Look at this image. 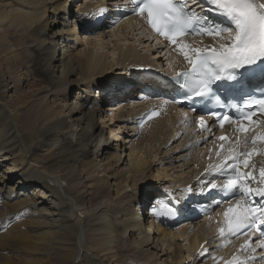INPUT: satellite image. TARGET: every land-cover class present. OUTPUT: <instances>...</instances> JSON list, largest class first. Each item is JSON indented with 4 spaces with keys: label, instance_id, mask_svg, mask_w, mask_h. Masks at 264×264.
Masks as SVG:
<instances>
[{
    "label": "bare ground",
    "instance_id": "1",
    "mask_svg": "<svg viewBox=\"0 0 264 264\" xmlns=\"http://www.w3.org/2000/svg\"><path fill=\"white\" fill-rule=\"evenodd\" d=\"M102 2L105 1L86 0L83 6L79 5L75 12L77 16L74 27L75 23L83 26L86 23L85 14L80 11L86 14L97 12L100 18L105 15L107 17L105 21L109 22V25L118 18L112 13H101L98 4L102 5ZM78 3L75 0H0V68L2 65H11V68L17 69L18 74L16 80L15 72L5 69L2 72L5 79L0 81V264H124L121 260L125 255L124 251L139 252L138 256L134 257V261L141 255H145V260H150L158 253L156 248L160 247V251L165 244L172 257L174 256L173 264H185L181 259L184 250L180 239L188 244V250L185 252L189 261L186 264H196L200 257L211 253L208 251L209 248L214 247L208 246L211 244L210 241L208 243L206 240V244L202 243L205 237L200 236L201 227L206 219H197L198 223L194 222L195 219H190L188 223L183 221L173 232L163 229L160 224L153 226L151 218L145 216L142 219L138 211L152 196L150 193L152 188L150 189L149 185L145 190L137 191L136 196L126 193L119 195L126 186L118 185L114 192L116 197L111 199L110 203L96 207L97 201L103 197L99 195V189L94 187V180L89 176L96 171L98 174L102 173L101 178L111 181L110 178L114 175L107 168L110 161L108 157L111 155L109 151L115 148V153L119 151L118 154L121 153L120 149L122 151L125 147L124 142L120 143L121 146L119 143L113 145L111 138L105 135L108 131L104 132L106 127L103 125L104 122L97 124L98 120L104 121L108 111L99 107L101 100L94 98L91 87L95 85L104 88V84L110 87V84L118 81L116 85L125 87V93H129L127 91H130V85L135 81H130L124 73L127 67L141 63L151 69L161 61L162 51L165 52L163 56L170 55L167 65L171 62V66L183 68L188 63L180 53L179 47L169 41L159 44L154 42L156 50L144 49L142 45L144 40L141 36L134 35L136 29L140 30L139 33L148 38L149 42L153 40L149 39L142 25L137 28L139 22L133 17L124 19L113 28L111 38H114L117 44H112V47H116L110 49L111 51L109 48L107 50V54L112 56H114L113 50H118V61L117 58L113 61L115 64L123 65V69L126 70L111 71L114 67L113 61H107L105 52L98 53L100 49L97 48L98 43H96L100 41L98 37L96 44H92L90 53H86L83 49L73 54L71 31L74 27L66 17L72 11L73 5ZM28 7L31 12L25 9ZM49 10L46 17V12ZM81 16L83 18H80ZM89 19L93 21L87 26V30L91 32L85 33L93 35L100 19H95L93 16ZM34 23L37 24L33 25ZM97 34L103 36L100 32ZM130 36L135 39L132 40L134 46L124 49L122 44H125L126 40L131 41ZM75 40L77 41L76 37ZM110 41L113 42L110 39L106 42L110 45ZM182 41L192 46L203 47L213 43L214 40L206 36L203 38L186 36ZM135 45L142 46L141 54L136 53L138 51L133 48ZM153 51L159 54H156L157 61L152 56ZM50 52L53 58L49 55ZM27 69H30L33 79L37 80L40 90L28 92L22 89L27 80L23 72ZM133 73L136 74L133 79L140 80L141 88L147 85L146 81H142L144 76L141 73L134 70L131 74ZM102 82L104 84H101ZM148 83L151 84L152 81ZM153 85L155 88V82ZM156 86L158 87V83ZM38 96L39 102H33L35 113L27 116L28 121L19 119L21 118L19 111L26 108L25 101L28 98L32 101L36 100ZM46 96L49 98L45 99L43 110L41 107ZM135 96L124 97L130 100ZM118 98L120 102L125 101L121 97ZM17 100L20 101L16 102ZM152 102L162 109L163 116L152 119L143 126L132 150H136L139 142H145L146 137H148L146 140L153 142L160 135L161 138L165 137L164 141H170L172 136L176 137L179 134L170 128L165 135L163 128L166 122L169 126L174 125L175 120L183 117L184 112L163 101L151 100L150 103ZM130 103L134 104H131V107L119 106L116 109L112 106V110H115L113 115L119 117L121 122L132 124V120L128 119L132 117L126 115L128 118L123 116L122 119L121 115L125 111L136 115L145 110L149 104L147 101ZM111 118L115 117L111 115ZM187 121L189 118L185 119V122ZM32 122L35 123V129L29 131V124ZM183 129L187 130L186 127ZM108 130L110 135L113 130L110 128ZM92 151L96 157L94 155L90 157ZM131 154H128L130 169L125 172L130 171L132 175L129 179L127 177L125 182L130 181L132 186H135L139 181L135 176L136 172L143 173L151 163L142 159L144 157L136 158L140 154L139 150L134 155ZM113 156L117 158L116 161L120 160V155ZM146 162L147 166L144 167ZM83 171L86 174L82 176L86 175V177L82 179ZM189 172L191 173V170ZM75 177L78 184L70 186ZM85 179L87 180L84 181ZM143 179L140 182L144 181ZM146 179L150 181L153 177ZM12 180L15 182L9 184ZM183 180L184 177L177 182ZM109 187L105 185L106 190ZM88 196L89 198L86 199ZM162 197L164 196L160 198ZM74 200L81 205L89 203L87 207H96L95 212L85 218L86 225L90 228L95 227L94 231H96L87 237L85 247L84 239L81 240L80 227L72 222V215L68 213V208L73 206ZM133 206L137 208L134 209ZM188 226L194 227L195 231L189 234ZM209 236L213 235H208L206 239ZM128 240L131 243L126 245L124 242ZM172 243H176V246L171 247ZM148 249L151 251L149 252ZM213 261L220 263L222 259L215 256ZM129 264L135 263L129 262Z\"/></svg>",
    "mask_w": 264,
    "mask_h": 264
},
{
    "label": "snow or ice",
    "instance_id": "2",
    "mask_svg": "<svg viewBox=\"0 0 264 264\" xmlns=\"http://www.w3.org/2000/svg\"><path fill=\"white\" fill-rule=\"evenodd\" d=\"M133 11L137 15L146 14L148 25L158 35L164 36L170 43L179 47L189 68L183 72H177L176 78L180 86L186 90L185 99L192 101L196 97H207L212 92V85L217 81H236L238 75L236 70L244 69L246 73L260 72L264 75V2L261 0H206L209 10H214L220 16L226 18L229 27L215 25L211 28H204L208 23L207 17L194 9H189L180 0H131ZM104 9H101L102 13ZM196 25L201 26L200 34H207L226 39L227 43L219 47H195L184 43L181 38L186 37L189 29ZM226 33V36H225ZM255 66V67H248ZM239 86V82L237 84ZM247 111L241 112V120H248L254 123L256 115L252 110L251 100L246 102ZM255 108L264 112V99L255 104ZM219 126L223 127L225 122L232 123L230 116H217ZM201 130L207 128V122L203 117L197 120ZM249 129L242 122H239L238 132H247ZM225 140V137H220ZM253 143L257 140L264 142V135L254 136ZM223 147V145H221ZM257 150L244 154L229 151L224 162L215 166H209V174L219 173L226 175L227 179L222 185L209 181L204 187L209 190L219 189L233 196L239 195L234 205H230L223 212L224 227L218 229L220 236L225 233L230 235L245 234L255 228H260L262 239L258 242L257 248L264 249V166L259 168V178L253 171H242L243 168L256 166L249 164L251 157ZM219 155V152L217 153ZM243 155L245 158L240 159ZM256 182L257 187L249 185ZM192 189L189 188L188 191ZM259 197V200L253 198ZM219 206L222 201H217ZM167 215L175 216L177 210L161 205ZM159 214V213H157ZM249 239L241 245L245 251L249 250ZM256 248H251L256 252ZM256 256L249 257L255 261ZM264 260V256L258 257ZM226 264H248V261H240L237 257L227 261Z\"/></svg>",
    "mask_w": 264,
    "mask_h": 264
},
{
    "label": "rangeland",
    "instance_id": "3",
    "mask_svg": "<svg viewBox=\"0 0 264 264\" xmlns=\"http://www.w3.org/2000/svg\"><path fill=\"white\" fill-rule=\"evenodd\" d=\"M86 1V0H85ZM84 0H78V4H74L73 6V8H72V11L67 15V17H66V20L68 21V22H71V26H73L74 27V22L76 21V16H75V12L78 10V6L80 5V6H83V2H85ZM81 2V3H80ZM110 2H113V1H110ZM28 12H31L32 10L31 9H29V7L28 8H25ZM50 12V10L48 11V12H46V17H47V14ZM80 12H82L83 14H86L85 12H83V11H80ZM43 17H45V15L43 16ZM115 17V16H114ZM80 18H83V16H81ZM86 21V25L88 26H90V24H92L93 23V21H92V19L90 20L89 18H87V17H85L84 18ZM87 19H89V21L87 20ZM116 19H119V18H116ZM37 23H34L33 25H36ZM83 27V25L82 24H78V23H75V27H74V29L71 31V34H73V38H72V44H71V47H72V49H71V51H72V53L73 54H76V53H79V51H81V50H83V49H85L86 50V53H90V51H91V48H92V44L93 43H95L96 41H97V37L100 39V41H97L96 43H98V47L97 48H100L99 50H98V53L99 52H105V58L107 59V61H113V59H115V58H117V61H118V56H119V54H118V50L117 51H115V50H113V53H114V56H112V55H110V54H107V50H108V48H109V50L110 49H113V48H115V47H112V44H117V42L115 41V39L113 40L110 36H108L107 34L105 35L106 37H103V36H99V34H93V35H87V33H85V32H87V29H85V28H82ZM8 30H9V28H8ZM86 34V35H85ZM75 37H76V39H77V41L75 40ZM101 37V38H100ZM103 37V38H102ZM130 38H131V36H130ZM105 39V40H104ZM112 40L113 42H111L110 43V45L107 43L108 42V40ZM132 40L133 39H131V41H129L128 42V40H126V43L125 44H122V46H123V48L124 49H128V46L129 47H132V46H134L133 45V42H132ZM107 41V42H106ZM85 42H90L91 44H86ZM95 43V44H96ZM100 44H101V47H100ZM103 47V48H102ZM105 47V48H104ZM111 47V48H110ZM134 48V50H136V51H138V52H136V53H140V50L137 48V46L135 45V47H133ZM111 51V50H110ZM115 51V52H114ZM154 52V51H153ZM94 54H95V52H93ZM165 52L164 51H162V53H161V60H165L166 58H167V55L166 56H163V54H164ZM141 54V53H140ZM156 54L157 55H159L158 53H156V52H154V54H152V56H154L155 57V60L157 61L158 60V58H156ZM50 56H52L51 55V52H50V54H49ZM117 55V56H116ZM149 55H150V53H149ZM49 56V57H50ZM103 56V55H102ZM109 56V57H108ZM158 57V56H157ZM52 58H53V56H52ZM112 59V60H111ZM160 60V59H159ZM158 63V62H157ZM112 64L114 65V67H113V70H111V71H113V72H115V71H123V70H126V68L125 69H123V65H120V64H118V63H116L115 64V62L113 61L112 62ZM118 64V65H117ZM124 66H127V65H124ZM120 67H122V69L120 68ZM114 68H117V69H114ZM128 68V67H127ZM158 68H163V66H160V61H159V64H157V66H154L152 69L153 70H157ZM5 69H7L8 71H11V70H13L14 72H15V74H16V80H17V78H18V74H17V69H15V68H11V65H2L1 66V68H0V81H2V80H4L5 79V77H3V75H2V72L5 70ZM127 72V73H126ZM131 72L132 71H128V70H126L124 73L125 74H127V77L128 78H130V81H135L134 83H131V92H134L135 93V95H137V94H139V93H141V91L143 90V88L144 87H146V86H144L143 88H141L142 86H140V82L139 83H137V80L138 79H133V77H136V74H131ZM118 73H120V72H118ZM23 74H24V76H25V78L27 79L25 82H24V84H23V86H22V89H25V90H27L28 92H31L30 90H33V91H36V90H40L39 89V86L37 85L38 84V82H37V80H34L33 79V74H31V71H30V69H27V70H24V72H23ZM12 78V77H11ZM2 79V80H1ZM117 82L118 81H116L115 82V85L117 84ZM114 83V82H113ZM101 84H104V82H102ZM154 84V83H153ZM151 87H153V86H151ZM150 87V88H151ZM157 86H156V83H155V88H156ZM97 86H92L91 87V90H92V92H93V94L92 95H95L94 93H96L98 90H97ZM104 88L105 89H108V88H110V87H107V84H104ZM129 88V87H128ZM139 88H140V90H139ZM135 89V90H134ZM122 89H119V90H116V91H113V93H114V95L116 96V95H119L120 94V92H122V91H125L126 89H124V90H122ZM127 92H130V91H127ZM139 92V93H138ZM12 92H10V94H11ZM13 94V93H12ZM42 96H44L45 94H41ZM36 98V97H35ZM38 98H40L39 96L37 97V99ZM46 98H49V96H46L45 98H44V103L42 104V109L44 110V104H45V99ZM113 99H115V97H112ZM31 100V98H28L26 101H25V103H26V108H24V109H22V110H20L18 113L20 114V117L21 118H19V119H23V120H26V121H28V119H27V116L28 115H31V114H34L35 113V109H34V101H35V103L36 102H39V99L38 100ZM50 99H52V97H50ZM95 99H96V97H95ZM98 100V99H97ZM20 100H17L16 102H19ZM104 101H106V100H104ZM118 103L120 102L119 100L117 101ZM57 103L58 104H61V102L60 101H57ZM118 103H116V104H118ZM108 105H107V103H101V107H102V110H107V111H109V110H112L113 108H108L107 107ZM119 106H122V103L121 104H119ZM108 108V109H107ZM114 109H116V107H114ZM114 111L115 110H113V111H109V113L107 112L106 113V116L104 117V121H102V119L101 120H98V122H97V124L99 125V124H101V122H104V126H106L105 127V129H104V132L106 133V131H108L109 132V130H108V128H110L111 130H113L112 131V133L109 135V133L107 132L105 135L106 136H108L109 138H111V142L113 143V145H117V143H119V145H120V143L121 144H123V142H124V146L126 147H124V149L122 148V151H121V149H120V152L121 153H118L117 154V152H119V151H117L116 153H115V148L114 149H110V154L111 155H109V163L107 164V168H108V171L109 172H113V175H114V177L113 178H110V180L111 181H107V180H105L104 178H101L100 176H102V173H100V174H98L96 171H94V173H92V174H90L89 176L90 177H92L93 178V183H94V187L95 188H97V189H99V195L100 196H102L103 198L101 199V200H98L97 202H98V205L96 206V207H100L102 204H106V203H110L111 201V199H114L116 196L114 195V192H115V189H117V186L118 185H120V186H122V185H125L126 187H125V190H122V191H120L119 192V195H123L124 193H126V194H131V195H134V196H136L137 195V191H139V190H145L146 189V187L149 185L150 186V193L152 194V196L150 197V198H148V199H154V195H158L156 192V190H157V183H158V180H165V181H168L169 179H171V178H174L175 177V175H177V177L176 178H174L173 180H174V185H175V188L177 189V190H184V187L182 186L183 184L181 183L182 181H180V182H177V180L178 179H180V178H182V177H184L185 178V180L189 177L188 175H189V171H190V169H188L187 168V170L185 171V169H181L182 168V166H184L185 164H181L180 165V167H179V170H180V173L178 174V172H177V170H176V168L175 167H173L172 166V164H171V162H172V159H171V157H170V154H171V150L169 149V150H167V151H162L161 152V148H162V145H159L160 143H161V140H164V138L165 137H163V138H161L160 137V135H158L157 136V138L156 139H154L153 140V142H151V141H148V140H146L148 137H146V139H145V142H143V143H141V142H139V144L137 145V148H136V150H132L131 148H132V146H133V149H134V143H135V141H136V139H139V137H137V138H133V139H131V137H129V136H131V133L128 131V130H131V129H127V128H130V127H132L133 125H134V123H127V122H121L120 120H119V117H116L115 115H113L114 114ZM117 112V111H116ZM124 112V111H123ZM126 113V114H125ZM108 114V115H107ZM125 114V115H124ZM132 113L130 112L129 114L127 113V111H125L124 113H123V115H121V117H122V119H124V118H128V117H133V115H131ZM111 115H112V117H115V118H111ZM126 115H128V117L126 116ZM130 115V116H129ZM123 116H124V118H123ZM33 117H34V115H33ZM181 118V117H180ZM106 119V120H105ZM178 119L179 118H177L176 120H175V122L176 121H178ZM181 121V123L180 124H182V127H186L187 128V131L188 130H190L191 128H193V124H192V122H189V121H187V122H185V118H183V119H180L179 120V122ZM183 121V122H182ZM172 126H175V123H174V125H172ZM35 129V123L34 122H32V123H30L29 124V128H28V130L29 131H33ZM133 129V128H132ZM164 130H163V132L165 133V135H166V131H167V129L166 128H163ZM172 129H174L175 131H176V129H175V127H172ZM133 133V132H132ZM141 133V132H140ZM167 133H168V131H167ZM115 137V138H114ZM116 137H117V139H116ZM160 137V138H159ZM169 141H165V143H168ZM148 144V145H146V144ZM153 143V144H152ZM164 143V144H165ZM145 145V146H144ZM150 145V146H149ZM158 145V146H157ZM121 146V145H120ZM148 146V147H147ZM154 147V148H153ZM147 148V149H146ZM150 148V149H149ZM157 148H159V149H157ZM144 150V151H142L141 152V150ZM92 150H93V148H92ZM139 150V155L136 157V158H139L140 159V156L141 157H144V158H142V159H144L145 161H149L150 163H151V165L150 166H148V168L143 172V173H141V172H136V177H137V179H139V181L136 183V185L135 186H132V182H130V181H127V182H125L126 180H127V177H128V179H129V177L132 175V172H130V171H128L127 173L125 172L127 169L129 170L130 169V167H129V160H128V154L130 153H132L131 155H134L135 154V152H137ZM147 150V151H146ZM129 151H131V152H129ZM150 151V152H149ZM144 152V153H143ZM147 152H148V154H147ZM100 153H101V150H100V152H99V154H98V156L96 157V154L94 155L93 154V151H92V154H90V157L92 156L93 157V155H94V157H96L97 159H98V157L100 156ZM146 153V154H145ZM158 153H160V154H158ZM114 154H116V155H120V160L119 161H116V159L117 158H115L113 155ZM144 154V156H142V155ZM159 155H161V157H165L163 160H162V162L163 163H161V164H158V162H159V160L157 159V157L156 156H159ZM153 158H154V160H153ZM178 159L176 160V161H179V157H177ZM175 159V158H174ZM158 160V161H157ZM147 162H146V164H145V166L144 167H146L147 166ZM180 162V161H179ZM165 163V164H164ZM164 164V165H163ZM84 169V168H83ZM189 172V173H188ZM82 174H86V172L85 171H83L82 173H81V176H82ZM187 176V177H186ZM83 177H86V175H83L82 176V179H83ZM147 177H153V179L152 180H150V181H148L149 179H146ZM142 178H144L143 180L144 181H142V182H140V180L142 179ZM88 179V178H87ZM87 179H85L84 181H86ZM78 180H80V179H78ZM159 181V182H164V181ZM67 181V180H66ZM12 182H15V180H12ZM12 182H10L9 184H12ZM173 182V181H172ZM67 183H68V181H67ZM82 183H83V181H82ZM166 183V182H165ZM8 184V185H9ZM74 184L75 185H77L78 184V182H77V179H76V177H75V179L73 180V182L70 184V186H74ZM105 185H108V186H110L109 188H108V190H106L105 189ZM90 191H92V190H90ZM135 192H136V194H135ZM93 194V193H92ZM164 194H166V195H168L167 194V192H165ZM94 195V194H93ZM118 195V196H119ZM110 196H112V198L110 197ZM157 197V196H156ZM159 197V196H158ZM161 197V196H160ZM89 198V196L86 198V199H88ZM117 198H119V197H117ZM117 202H119V199H117ZM146 202H144V204H145ZM76 204V205H75ZM144 204H143V207H142V211H144V209H147V207L148 206H144ZM78 205H80V206H78ZM88 205H90L89 203H86V205H81V204H79V203H76V201L74 200V202H73V206H71V208L73 209V210H71V208H70V206H69V208H68V213L69 214H71L72 215V222L73 223H75V224H78L79 225V227H80V232H81V235H82V239L81 240H83L84 241V247H85V245L87 244V241H88V238L87 237H89L90 236V234L92 233V235L96 232V231H94V228L95 227H91L90 228V226H87L86 225V221H85V218L86 217H88V216H90V215H92V213H94L95 212V208L96 207H87ZM76 206V207H75ZM133 208L135 209V208H137V206L136 207H134L133 206ZM70 210L72 211V213L70 212ZM139 211V210H138ZM74 212V213H73ZM143 215H145V214H143ZM141 216V218L143 219V217H145V216ZM195 220H194V222H196V223H198L199 221H196L197 219L198 220H200V217L197 215L195 218H194ZM212 221V219H208L207 221H205V224L201 227V234H200V236H202V237H205V240H203L202 241V243H204V242H206V238H207V236L208 235H210V234H212L213 236H218V234H216V232H215V228H213V223L211 222ZM183 222V221H182ZM194 226H196L195 224H194ZM210 227H212V228H210ZM89 228V229H88ZM93 229V230H92ZM188 229H189V234H191V233H193L194 231H195V228L194 227H190V226H188ZM212 229V230H211ZM89 230H91L90 232H89ZM175 230H176V228H175ZM94 232V233H93ZM83 233V234H82ZM111 234H112V231H111ZM161 237V236H160ZM126 245H129V243H131L129 240H128V242H124ZM182 245H181V247L183 248V250H184V252L182 253V257H181V259H182V262H184L185 261V264L189 261V259H187L186 257H187V253L185 252V250H188V244H187V242H180ZM173 246H176V243H172V246L171 247H173ZM160 248V247H159ZM159 248L157 247L156 248V250H158V253L156 254V256L155 257H151V259L150 260H145V258H144V256L145 255H141L137 260H135L134 261V257L135 256H138V253H132V252H129V251H124V254L125 255H123L122 257H121V260H122V263H124V264H129V262L130 263H135V264H173L174 263V256L172 257V255H171V253H170V251H168L167 250V248H166V244L165 245H163V247H162V249L159 251ZM165 248V249H164ZM206 248H208V247H206ZM147 249V248H146ZM164 249V250H163ZM148 251L150 252L151 250H149L148 249ZM208 251L209 252H211V253H209L208 255L206 254L204 257L202 256V257H200V259L202 258V260L201 261H199V263L197 262L196 264H219L218 262H216V261H213V258L215 257V254H214V252H218L219 251V249H213V248H209L208 249ZM128 252V253H127ZM173 254V253H172ZM130 256V257H129ZM131 256H132V258H131ZM126 258V259H125ZM154 258V259H153ZM153 259V260H152ZM118 264H120V263H118Z\"/></svg>",
    "mask_w": 264,
    "mask_h": 264
}]
</instances>
